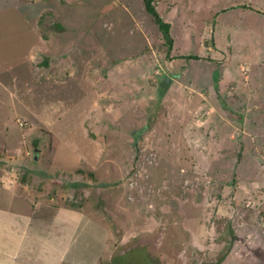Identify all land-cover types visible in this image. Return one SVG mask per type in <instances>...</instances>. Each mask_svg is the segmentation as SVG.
<instances>
[{"label": "rangeland", "instance_id": "rangeland-1", "mask_svg": "<svg viewBox=\"0 0 264 264\" xmlns=\"http://www.w3.org/2000/svg\"><path fill=\"white\" fill-rule=\"evenodd\" d=\"M150 6L0 0L4 264H264V0Z\"/></svg>", "mask_w": 264, "mask_h": 264}, {"label": "crops", "instance_id": "crops-1", "mask_svg": "<svg viewBox=\"0 0 264 264\" xmlns=\"http://www.w3.org/2000/svg\"><path fill=\"white\" fill-rule=\"evenodd\" d=\"M11 239L12 238V235H7V239ZM2 239H0V241H1ZM18 241V240H17ZM20 246H22L21 244L18 246V249H16V252L17 253H15L12 257L14 258V256L16 255V254H19L18 252H21L22 251V253L20 254L21 256H22V260H23V262H20L19 260H21V258H20V256H18V259H17V261H15V263H12V264H26V263H28L29 262V259L28 258H25L24 256H27L28 254H27V252L25 251V247L23 248V246H22V249H20ZM15 247V246H14ZM14 250V252H15V248L13 249ZM12 251V249L11 250H6V251H1V249H0V264H4L3 262V260H1L2 259V255L3 254H6V253H8V254H10V253H14L13 251ZM24 258H25V260H24Z\"/></svg>", "mask_w": 264, "mask_h": 264}, {"label": "trees", "instance_id": "trees-1", "mask_svg": "<svg viewBox=\"0 0 264 264\" xmlns=\"http://www.w3.org/2000/svg\"><path fill=\"white\" fill-rule=\"evenodd\" d=\"M145 3V7L148 11L152 12L153 15H155L157 21L159 22L160 28L163 26V23H161V19L158 17V15L156 14V11H154V9L150 6V0H144ZM164 42L167 46V50L170 49L172 43H171V38L169 37L168 34L164 33ZM169 85V84H168ZM168 85L166 84V87H168ZM139 134V132H137V135ZM136 135V136H137ZM72 203V202H71ZM70 206V205H69ZM73 206V205H71ZM79 208V207H78Z\"/></svg>", "mask_w": 264, "mask_h": 264}]
</instances>
